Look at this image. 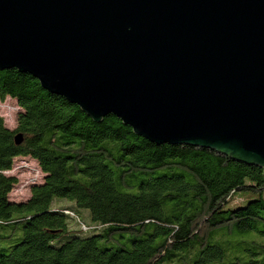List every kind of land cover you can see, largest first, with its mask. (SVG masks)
<instances>
[{"label":"trees","instance_id":"obj_1","mask_svg":"<svg viewBox=\"0 0 264 264\" xmlns=\"http://www.w3.org/2000/svg\"><path fill=\"white\" fill-rule=\"evenodd\" d=\"M5 98L17 114L12 130L0 117V264H264L263 169L94 122L16 69L0 71ZM16 159L40 175L20 202Z\"/></svg>","mask_w":264,"mask_h":264},{"label":"water","instance_id":"obj_2","mask_svg":"<svg viewBox=\"0 0 264 264\" xmlns=\"http://www.w3.org/2000/svg\"><path fill=\"white\" fill-rule=\"evenodd\" d=\"M11 69L94 122L264 171V0H0Z\"/></svg>","mask_w":264,"mask_h":264},{"label":"rangeland","instance_id":"obj_3","mask_svg":"<svg viewBox=\"0 0 264 264\" xmlns=\"http://www.w3.org/2000/svg\"><path fill=\"white\" fill-rule=\"evenodd\" d=\"M17 114V108L13 101L10 99H6L2 101L0 99V117L4 119V123L6 127L9 129L15 128V119ZM12 175L18 178V185L14 188V190L10 194V199L12 201L20 202L24 201L29 196L28 185L34 183L36 180L40 179L39 172L37 170L36 164L27 159H16L14 164V169L11 172ZM54 204L62 205V206H70L74 205L73 202L67 199H55ZM81 219L84 222H88V211H82ZM5 247V245H0V249Z\"/></svg>","mask_w":264,"mask_h":264},{"label":"bare ground","instance_id":"obj_4","mask_svg":"<svg viewBox=\"0 0 264 264\" xmlns=\"http://www.w3.org/2000/svg\"><path fill=\"white\" fill-rule=\"evenodd\" d=\"M6 99H8V98H5L4 100H2V101H5Z\"/></svg>","mask_w":264,"mask_h":264}]
</instances>
